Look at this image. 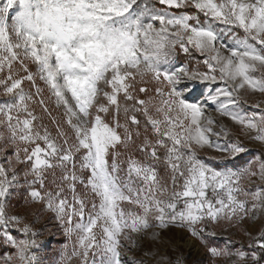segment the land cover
Returning <instances> with one entry per match:
<instances>
[{"label":"snow or ice","instance_id":"obj_1","mask_svg":"<svg viewBox=\"0 0 264 264\" xmlns=\"http://www.w3.org/2000/svg\"><path fill=\"white\" fill-rule=\"evenodd\" d=\"M44 214L58 264H264V0H0V264Z\"/></svg>","mask_w":264,"mask_h":264},{"label":"rangeland","instance_id":"obj_2","mask_svg":"<svg viewBox=\"0 0 264 264\" xmlns=\"http://www.w3.org/2000/svg\"><path fill=\"white\" fill-rule=\"evenodd\" d=\"M183 54H181L182 56ZM201 91L198 90L194 93V97L198 99H203L201 96ZM249 101L259 100V96H249ZM246 110L254 111L255 109L245 106ZM216 115V113H212ZM219 118V117H218ZM227 122V121H226ZM233 131H237L235 126H233ZM248 147L253 150V153L259 149L258 144L249 143ZM212 153L202 154V155H211ZM252 158V153L245 154L239 164H243L244 161ZM12 203L15 205L16 211L27 215L31 218L33 211H38L36 207H26L23 206L22 200L19 199V196L13 199ZM51 214H44L41 216L38 223L35 224L36 230L40 233L37 237L39 248L37 249L38 258L41 261V264H58V261L61 257V250L63 245L66 243V238L63 234V230L59 227L58 222L54 219H50ZM168 236L172 238L176 248L179 249V252L182 253L183 257L187 260V264H210V257L206 254L205 250L201 248L192 238L187 236V234L181 233L178 230H173L168 233ZM183 236V239H181ZM193 241L195 247L190 249L187 247V242ZM215 244L219 248H224L227 246L232 250L243 248L247 249L248 240L244 236L243 232L235 229H230L227 232L220 231L218 232L217 237L215 238ZM3 249L0 248V252ZM131 254V253H130ZM137 257L142 256V253L136 252Z\"/></svg>","mask_w":264,"mask_h":264},{"label":"bare ground","instance_id":"obj_3","mask_svg":"<svg viewBox=\"0 0 264 264\" xmlns=\"http://www.w3.org/2000/svg\"><path fill=\"white\" fill-rule=\"evenodd\" d=\"M186 245H187V247L190 248V249H192V248L195 247V244H194L193 241H191V240H190L189 242H187Z\"/></svg>","mask_w":264,"mask_h":264}]
</instances>
